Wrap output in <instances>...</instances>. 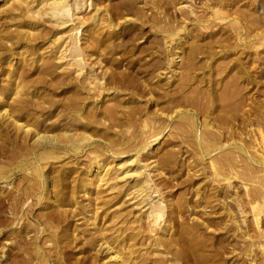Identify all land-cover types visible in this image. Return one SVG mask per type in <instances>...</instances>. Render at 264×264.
I'll use <instances>...</instances> for the list:
<instances>
[{"label": "rangeland", "instance_id": "rangeland-1", "mask_svg": "<svg viewBox=\"0 0 264 264\" xmlns=\"http://www.w3.org/2000/svg\"><path fill=\"white\" fill-rule=\"evenodd\" d=\"M0 264H264V0H0Z\"/></svg>", "mask_w": 264, "mask_h": 264}, {"label": "bare ground", "instance_id": "bare-ground-1", "mask_svg": "<svg viewBox=\"0 0 264 264\" xmlns=\"http://www.w3.org/2000/svg\"><path fill=\"white\" fill-rule=\"evenodd\" d=\"M58 6V5H57ZM63 6V5H62ZM65 6V5H64ZM64 6H63V9H64ZM61 7V6H60ZM66 7V6H65ZM58 8V7H57ZM58 9H60L61 11H62V9L61 8H58ZM58 9H56V10H58ZM66 9V8H65ZM67 10V9H66ZM65 12H67V11H65ZM59 13V12H58ZM62 13V12H61ZM63 14V13H62Z\"/></svg>", "mask_w": 264, "mask_h": 264}]
</instances>
